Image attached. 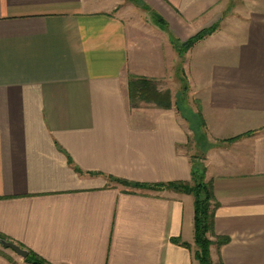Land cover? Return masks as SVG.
<instances>
[{"label": "crops", "instance_id": "0c3cea01", "mask_svg": "<svg viewBox=\"0 0 264 264\" xmlns=\"http://www.w3.org/2000/svg\"><path fill=\"white\" fill-rule=\"evenodd\" d=\"M139 79L163 104H131ZM184 103L230 239L213 257L264 264V0H0V234L46 264H200L194 197L110 181H192ZM0 264L27 263L0 244Z\"/></svg>", "mask_w": 264, "mask_h": 264}, {"label": "trees", "instance_id": "16d2710c", "mask_svg": "<svg viewBox=\"0 0 264 264\" xmlns=\"http://www.w3.org/2000/svg\"><path fill=\"white\" fill-rule=\"evenodd\" d=\"M216 31L215 28L204 30L199 32L197 35L190 38L187 42L179 46V52L185 54L197 43L208 38ZM129 94L131 104H136V101H158L159 104L162 103L160 99V94H158L156 88L151 81L148 80H131L129 83ZM163 104V103H162ZM170 107V106H169ZM184 108H182L183 116L185 115ZM181 111V110H180ZM200 117V115H199ZM201 124L205 127L203 118L200 117ZM202 132V130H201ZM251 135V134H246ZM202 137H196V140H201ZM242 137L234 138L230 142L236 141ZM70 164L72 165V161ZM193 163L192 170V181L190 183L179 182V183H169L156 186L142 185L127 180L110 178L112 183L124 186L131 187L134 189H151V190H170L180 193H184L194 197L195 199V258L200 262V264H214L211 259V247L216 245L220 250L223 246L227 245L230 239L218 238V243L215 244L211 242L209 235H214L215 233V213L219 208V203L217 202L213 186L211 183L206 182V168L203 166H197L198 164L195 161ZM76 171L80 172L77 168ZM0 240L8 241L3 235L0 234ZM179 244V242H176ZM184 247L191 248L187 244H183ZM27 264H46L43 260L37 257L35 254L29 252V257L25 259ZM222 264V262H220Z\"/></svg>", "mask_w": 264, "mask_h": 264}, {"label": "rangeland", "instance_id": "374dc122", "mask_svg": "<svg viewBox=\"0 0 264 264\" xmlns=\"http://www.w3.org/2000/svg\"><path fill=\"white\" fill-rule=\"evenodd\" d=\"M228 12L226 14H224V16L222 17V20L220 22H217L216 24H214L212 27L208 28V29H212V28H215L216 31L215 33L220 30L222 27H225V18L227 16ZM208 29H204V30H208ZM203 30V31H204ZM187 42V41H186ZM185 43V42H184ZM182 44H179L177 45L178 47L181 46ZM194 47V46H193ZM192 47V48H193ZM191 48V49H192ZM190 49V50H191ZM188 50L185 54H182V55H187V53L190 51ZM180 55V54H179ZM188 56V55H187ZM187 66V65H186ZM185 76L187 77V74L185 73ZM184 112H185V115L182 116L183 119L185 120V122L190 125V129H192V133L190 135V142L188 145V148L186 146V153H188L189 155H191L192 157V161H195L198 165L197 166H203L204 168H206V173H207V156H208V152L210 150L209 146L211 145L206 134L201 130L202 128L204 127L202 124H201V121H200V117H199V112L198 110L196 109V105L195 104H191L190 105H187L186 103H184ZM183 107V108H184ZM194 108V109H193ZM205 128V127H204ZM204 134V137H202L201 140H196V137H200L201 135L203 136ZM243 137V136H241ZM241 139V138H240ZM239 140V139H238ZM207 182V181H206ZM218 202V201H217ZM219 203V202H218ZM220 205V204H219ZM219 209V208H218ZM217 209V210H218ZM217 212V211H216ZM215 219H216V213H215ZM210 236V239H211V242L217 244L218 243V238H226V239H229L228 237H224V236H219L216 234V228H215V233L214 235H209ZM230 242V241H229ZM192 247V246H191ZM194 249L196 250V246H195V243H194ZM224 247V246H223ZM222 247V248H223ZM221 248V249H222ZM221 249L219 250L218 247L216 245H213L211 247V259H212V262L214 264H220V261H217V259H215L213 257V254L215 255L216 252L219 253L221 251ZM216 251V252H215ZM216 256V255H215ZM216 260V261H215Z\"/></svg>", "mask_w": 264, "mask_h": 264}, {"label": "water", "instance_id": "95a60500", "mask_svg": "<svg viewBox=\"0 0 264 264\" xmlns=\"http://www.w3.org/2000/svg\"><path fill=\"white\" fill-rule=\"evenodd\" d=\"M0 244L3 246V248L8 249V250H12L17 256H19L22 259H27L29 257V252L22 249L21 247H19L18 245L6 241V240H0ZM38 264V263H35Z\"/></svg>", "mask_w": 264, "mask_h": 264}]
</instances>
